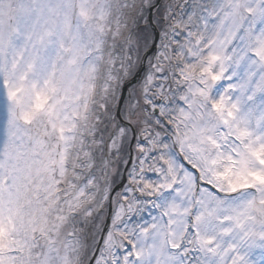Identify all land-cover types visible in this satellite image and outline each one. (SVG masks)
Listing matches in <instances>:
<instances>
[{
  "label": "snow or ice",
  "instance_id": "snow-or-ice-1",
  "mask_svg": "<svg viewBox=\"0 0 264 264\" xmlns=\"http://www.w3.org/2000/svg\"><path fill=\"white\" fill-rule=\"evenodd\" d=\"M0 264H264V0H0Z\"/></svg>",
  "mask_w": 264,
  "mask_h": 264
}]
</instances>
